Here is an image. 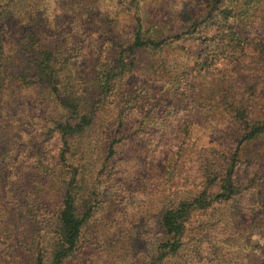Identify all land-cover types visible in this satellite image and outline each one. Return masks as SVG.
Masks as SVG:
<instances>
[{
	"label": "trees",
	"instance_id": "16d2710c",
	"mask_svg": "<svg viewBox=\"0 0 264 264\" xmlns=\"http://www.w3.org/2000/svg\"><path fill=\"white\" fill-rule=\"evenodd\" d=\"M139 2L130 0L133 31L101 35L86 68L79 33L16 21L6 34L8 14L25 4L0 0V264H87L90 251L102 264L103 254L123 248L101 247L89 231L105 208L135 220L128 231L137 240L150 238L125 250L135 254L125 264H264V170L252 148L264 142V40L246 31L264 21V0H199L177 36L168 18L142 17ZM170 37L198 44L191 65L151 59ZM247 66L258 79L232 86ZM136 69L158 89L128 85ZM26 90L35 101H23ZM16 91L21 97L10 100ZM44 101L52 108L41 116ZM109 109L107 129L101 115ZM125 115L140 119L128 137L142 149L144 171L129 188L115 179L114 163ZM194 121L214 123L210 144L195 146ZM152 195L159 208L141 213Z\"/></svg>",
	"mask_w": 264,
	"mask_h": 264
},
{
	"label": "rangeland",
	"instance_id": "374dc122",
	"mask_svg": "<svg viewBox=\"0 0 264 264\" xmlns=\"http://www.w3.org/2000/svg\"><path fill=\"white\" fill-rule=\"evenodd\" d=\"M19 1V5L25 4V7L20 8L18 16L8 14V20L5 23L4 32L6 34H15V29L17 25L16 21L20 22L23 28H35L38 32H52L58 29L59 32H70L79 33L76 40V44L82 49L83 58H81L82 64L89 68L96 58L98 53V46L100 45V36L113 34V32L120 31V33H130L133 31L128 24V17L134 10L130 5V0H15ZM84 1L86 2L84 4ZM199 0H140L138 8L141 9L142 17L147 19L148 22H158L159 19L166 17L172 21V25L167 30L171 31V36L179 35L185 28L189 26L190 23V10L197 5ZM24 13H30L31 15L25 17ZM95 18L96 23L93 26H89L86 29H81V25L91 19ZM35 23V27H30L26 25L28 22ZM106 23L104 26L99 27V23ZM249 34L257 37H261L264 40V21L259 22L254 28L246 30ZM85 34L86 37H83ZM115 33L114 35H116ZM12 38H7L8 46L12 43ZM153 55L150 56L152 60L158 62H166L168 65L177 67L178 65L185 64L191 65L195 59L199 47L198 44L192 40H185L182 38L170 37L168 41L161 45L158 49L152 50ZM140 61V58H139ZM138 69L135 70L133 80L127 78L128 85L136 86L142 84L148 89H158V85L152 84L150 78H145L148 73H137ZM148 74V75H147ZM254 70L249 66L245 67L244 70L240 72L241 78H234L230 81L232 86L240 89V87L246 85L248 81L257 80L258 78H253ZM126 80V81H127ZM200 80V79H199ZM190 84L198 88L197 84L199 81H195L194 78L189 79ZM229 84V85H230ZM200 88V86H199ZM24 102H33L36 100V94L33 90H26L21 94ZM14 96L16 98H14ZM21 97L18 91L9 94L10 100L17 99ZM51 104L41 103V109L39 113L44 116L47 110H50ZM115 118V113L113 109L105 111L101 115L102 121H104V126L107 129L110 128V124ZM214 123H202L200 121H194L191 125L193 132V141L196 147L206 146L212 141L209 138L208 126ZM124 129L126 132V138L121 143L119 149H117L114 163L116 165V171H119L115 175L116 180H123L126 183V187L129 188V182L134 179H141L144 177L143 171V156L142 149L139 147L131 146L133 139L128 136L140 125V119L125 115L124 118ZM92 145H95V138L92 139ZM91 140V141H92ZM135 145V144H134ZM124 147V148H123ZM254 151L259 153L260 157L257 163V167L264 170V142H257L252 147ZM95 158L96 155H93ZM92 157V159H93ZM136 185H134L135 188ZM160 198L156 195L149 196L144 199L140 204L141 213L143 214H153L160 206ZM135 220H130L125 222L124 218H121L119 214L112 212L109 208H105L93 217L89 223V231L101 247H105L106 242L119 241L123 248L115 255L103 254L102 264H108L106 257L111 264H125L123 258L125 254H130L132 257V251L125 252L126 249L130 248L134 251L141 246L140 240L149 241V236L143 233L139 236L137 240V235L129 230V224H135ZM145 223V222H144ZM143 223V224H144ZM145 235V236H144ZM122 237V240H121ZM135 238V240H134ZM138 241V242H137ZM135 245V246H134ZM101 254H97L96 251L89 252L87 255V264H99L98 258ZM124 262V263H123Z\"/></svg>",
	"mask_w": 264,
	"mask_h": 264
}]
</instances>
